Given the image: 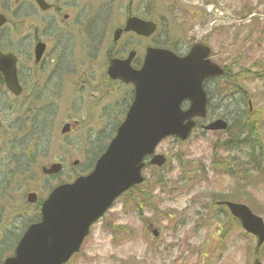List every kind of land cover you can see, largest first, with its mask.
Masks as SVG:
<instances>
[{"label": "rangeland", "instance_id": "obj_1", "mask_svg": "<svg viewBox=\"0 0 264 264\" xmlns=\"http://www.w3.org/2000/svg\"><path fill=\"white\" fill-rule=\"evenodd\" d=\"M3 1L0 0V6ZM153 1L155 20L160 29L152 40L161 44L174 42L173 50L179 54L185 53L189 41L207 40L214 49V60L233 69V74L239 75L244 69L240 71L233 63H247L251 72L245 80L246 94L253 107L248 119L253 123L258 121L260 140L251 138L246 145L240 146H250L249 149L222 150L225 145H237L234 141L238 137L235 123L242 125L244 119L238 120L236 113L240 108V111L248 108L245 102L237 103L238 94L213 99L210 118L228 116L232 129L208 133L199 128L186 142H177L175 138L163 141L157 151L168 156L169 161L163 169L147 166L144 171L145 178H148L144 192H149L150 187L157 186L158 189L151 199L148 198L143 213L137 210L135 200L140 190L118 199L104 218L94 224L82 251L67 264H252L255 243L246 240L244 231L235 228L236 239L222 247L217 241L221 223L216 219L212 223L211 217L206 215H214L219 210L212 206L217 197L220 200L231 197L248 204L255 209L254 213L264 218V76L254 74L261 68L252 67V62L264 58V0H220L209 6H206V0H177V3L170 0L172 15L166 11L164 0ZM31 2L27 0L20 6L10 0L12 8L7 11L10 23L0 31V46L17 53L27 70L35 66L31 56L34 37L47 38L50 44L43 66L27 72L24 80L34 94L31 107L35 110L31 113L35 118L31 126L33 130L26 108L19 105L26 95L16 103L15 96L0 85V248L16 241L14 235L24 230L26 221L38 219V206L26 202L28 192H37L42 200L62 183L61 180L69 182L90 173L98 152L115 136L132 92L131 87L112 83L107 77V44L118 26H112L118 15L94 7L92 19L83 27V31L92 36L91 44H88L85 38L72 32L70 26H56L64 21L62 13L58 14L55 9L42 12ZM48 2L70 15L75 7L78 8L76 15L84 14L86 5L92 8L86 2L74 4L73 0ZM205 10L208 16L203 25L200 15L205 14ZM245 12L253 16L244 17ZM18 23L22 31L13 34L11 29ZM55 33L59 36L66 33L69 38L58 37ZM102 34L105 41L96 42ZM247 35L249 40L245 38ZM151 39L141 41V51ZM134 43V39L125 36L114 55L119 57L127 46ZM169 45L162 46L169 48ZM82 47L84 51L79 53ZM71 49L75 50L73 54L68 53ZM247 56L248 59L244 60ZM234 82L237 86L241 84L231 81ZM222 86L223 95L231 92L226 82ZM73 121H79L74 131L62 135L63 125ZM18 126H24L25 131L21 133ZM245 137L249 134L244 133L240 140ZM249 157L255 158L248 160ZM221 159L231 164L230 169L225 171L224 164L218 161ZM76 160L78 165H74ZM57 161L64 165L61 174L45 177L39 172L41 166ZM240 164L244 169L248 166L254 169L249 172L252 178L248 183L235 174ZM231 171H234L233 175H230ZM26 176L36 178V181L29 182ZM138 200V204L143 201L141 197ZM150 224L158 228V238L148 228ZM227 229L225 224L224 233ZM8 234L12 236L5 241L3 237ZM8 250L0 252V264ZM261 252L264 255V248ZM12 253L10 249L8 254Z\"/></svg>", "mask_w": 264, "mask_h": 264}, {"label": "water", "instance_id": "obj_2", "mask_svg": "<svg viewBox=\"0 0 264 264\" xmlns=\"http://www.w3.org/2000/svg\"><path fill=\"white\" fill-rule=\"evenodd\" d=\"M44 9L50 8L43 0H37ZM6 18L0 15V25ZM135 30L139 34L151 35L157 29L155 23L141 19H130L126 31ZM122 29L117 30V38ZM45 45L40 43L37 61L40 60ZM196 60L192 55L185 58L167 49L149 48L141 71L130 66L129 60H113L109 74L113 79L133 82L136 90L135 102L126 120L119 128L117 137L101 155L95 170L88 176H80L72 183L56 187L43 202L41 221L31 224L16 247L15 256L6 258L5 264H64L74 253L80 251L92 224L101 218L118 196L135 184L144 181L142 170L144 158L154 153L158 143L169 135L188 138L195 127L194 117H205L207 98L202 81L210 74L223 70L209 60V49L196 46ZM16 58L13 54L0 52V70L5 74L6 84L14 92L20 91L17 80ZM187 98L191 107L184 111L181 105ZM221 120L206 126V129L225 128ZM70 130L66 124L63 133ZM164 155L157 154L151 164L163 166ZM62 165L53 164L42 169L45 174H57ZM28 201L35 203L37 194L30 193ZM235 215L242 219L245 229L264 242V222L254 216L243 205L229 203Z\"/></svg>", "mask_w": 264, "mask_h": 264}, {"label": "flooded vegetation", "instance_id": "obj_3", "mask_svg": "<svg viewBox=\"0 0 264 264\" xmlns=\"http://www.w3.org/2000/svg\"><path fill=\"white\" fill-rule=\"evenodd\" d=\"M26 1L27 0H15V3H16V5L20 3V6H21V5H24L26 3ZM31 1H32L31 3L34 6H36V8H37L38 6L36 5V3L33 0H31ZM78 2H82V3L86 2L89 5H91L90 0H73L74 4L78 3ZM51 4L53 5L52 9H50L49 11H46V13H49L51 10L55 9L58 14L62 13L64 16V21L61 24H56V26H65V27L70 26L69 28L72 32H76V34L78 36L85 38L87 40V43L91 44L92 36H90L88 34V32L83 31V27L90 19H92V17H91L92 8H90L88 5H86L85 6L86 9L85 8L83 9L84 14L79 13L78 15H76V9L78 10V8L75 7L74 11H73V15L74 14L76 15V18H75V15L73 16V15H70L69 13H64L62 8H60L59 6H55L53 3H51ZM2 7H3V9L0 11V13H4V14L6 13V11L11 10V8H12L9 1L3 2ZM101 9L106 11L107 14L114 13V14L118 15L117 21H118V23H122V25H120V26H125L126 25L125 23L130 16H138V17L140 16L146 20H150L153 17H155V13H156L153 0H105V2L101 6ZM19 27H22L20 25V23L15 25V27H13L11 29V32L13 34L21 33L22 30L19 29ZM3 30H5V27L0 28V31H3ZM57 30H59V29H57ZM55 34H56V36L61 37V38H62V36H67V38H69L68 34H66V33H63L60 36L58 33H55ZM122 35H123L122 38L119 39L117 43L113 42L112 45H109L110 46L109 54L115 52L118 49V44L122 41V39L125 36L130 35V38L135 40V43H134L135 47L132 46L133 44L130 45V46H132L131 48L134 47L136 49V56H135L136 58L134 60V63L136 64V66L140 65L142 63L141 60L143 59V56H141L142 53L140 51V49L143 46V45H140L141 41L143 39L142 36H137L133 32L124 33ZM102 39H104L103 36H102ZM75 40H77V39H75ZM136 40H138V41H136ZM33 41H34V44H33L32 52H31V56L33 59L35 58V50L34 49H35V46L37 45L38 42L44 41L46 43V52L44 54V58L41 60L42 61L41 64L34 63L35 66H32L29 70L24 68L25 63L20 62V56L18 55L19 80L22 82L21 84H23L24 90L22 91L21 96L15 97V100H16V103H18V100H20L22 97H24L26 95V98H27L26 101L23 99L20 102L21 106H25V107H26V104H29L32 102V97L34 96L33 89L28 88V86L25 84V81H24L25 79H27L26 78V75L28 74L27 72H31V70H33L34 68H41V66H43V63H45V59L47 57L46 55L50 50L49 49L50 44H49V40L47 38H43L39 35H36L34 37ZM138 45H140L141 47L138 48ZM129 50H127V49L125 50V53L123 55L124 58L128 55ZM63 51L66 52L65 49H63ZM74 51L75 50L71 49V51H69L68 53L73 54ZM83 51H84V48H82L79 52H83ZM11 52H13V51H11ZM15 54L17 55V53H15ZM57 55L55 57L56 60H57ZM217 91H218V89H217ZM207 93L209 96H211V90L209 87L207 88ZM33 133H34V131H32V135H33ZM32 135H31V138H33ZM215 205L216 206H214V207L215 208L218 207L219 210L214 213L212 220L214 221V219H216V220H218L217 222L221 223V228H220L221 231L223 230L226 222H228V224H233V226H236V228L239 227L240 222L238 221V219H234L232 216L229 215V213H230V212H228L229 208H227V206L223 204V201L217 200ZM227 227L229 229H227V231L225 233L224 232L221 233L220 239H225V238H229L232 236V234H233L232 230H230L229 225Z\"/></svg>", "mask_w": 264, "mask_h": 264}, {"label": "trees", "instance_id": "obj_4", "mask_svg": "<svg viewBox=\"0 0 264 264\" xmlns=\"http://www.w3.org/2000/svg\"><path fill=\"white\" fill-rule=\"evenodd\" d=\"M144 191H145V190H144ZM141 192H143V191H141ZM145 196H146V197L149 196V193H142V194L139 195V197H141V198L143 199V201H146ZM135 200H137V201H136L137 204H138V202H140V201L138 200V197H137V196L135 197Z\"/></svg>", "mask_w": 264, "mask_h": 264}]
</instances>
